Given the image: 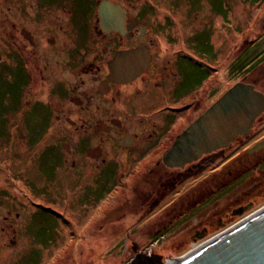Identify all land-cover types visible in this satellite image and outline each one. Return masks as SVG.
<instances>
[{
  "label": "flooded vegetation",
  "instance_id": "flooded-vegetation-1",
  "mask_svg": "<svg viewBox=\"0 0 264 264\" xmlns=\"http://www.w3.org/2000/svg\"><path fill=\"white\" fill-rule=\"evenodd\" d=\"M12 1L17 5L21 0H0V132L8 136L5 142L0 140V149H15L17 142L13 136L36 146L37 140L33 137L43 130L38 140L43 142L46 138L44 150H56V166L63 169L70 166L74 171L72 177L82 182L85 190L98 193L104 176L111 179L112 174L117 173L118 161L134 162V154H138L142 143L161 136L157 117L165 110L157 111L155 119L146 120L144 116L149 112L142 111L138 102L147 97H160L162 103L188 101V93L196 89L188 90V72L180 71L183 63L189 61L195 65L188 57V41L215 36L214 20L223 15L225 9L229 12V0L224 4L222 0H196L197 17L204 28L194 30L189 40L188 31L184 30L188 24L184 19L171 17L169 9L164 10L162 4L166 0H29L28 6L24 3L22 7L30 13L32 29L18 28L16 21L9 23L12 25L9 29L6 20L14 19L10 16L14 8L4 7V3ZM254 45L253 42L249 46ZM192 47V51L203 58V70L209 75L218 71L214 63H210L202 42ZM254 49L255 53L246 57L243 70L241 54L246 51L237 55L230 65L233 75L260 67L264 53ZM218 50L213 43L211 51L217 52V60L221 55ZM261 56L263 59L259 60ZM200 76L202 71L198 78ZM250 83L264 94V90L257 88L258 79ZM27 95L30 99H26ZM25 103L27 108L22 107ZM172 113L173 109L168 110L169 118ZM28 119H32V123ZM262 121L264 112L246 136H238L228 147L203 155L190 168L187 164L179 180L216 164L219 157L234 146V154L239 149L244 152L228 162L236 164L235 170L240 169L229 173L227 180L231 175L236 179L246 174L248 167H262L264 146L257 147L264 141V135L255 134ZM138 122L144 125L140 131ZM44 172L51 178L57 175L56 169L53 174L49 168ZM259 173L256 179L264 174ZM177 179L172 177V183H177ZM258 180L233 201L236 205L225 215L229 217L226 221L244 215L264 201V176ZM227 183L225 179L219 190ZM262 208L264 205L259 210ZM223 220L217 221L219 226L226 223ZM2 250L0 247V254ZM166 251L165 254L172 253L170 249ZM155 254L165 262L163 252ZM16 260L7 264H19Z\"/></svg>",
  "mask_w": 264,
  "mask_h": 264
},
{
  "label": "rangeland",
  "instance_id": "rangeland-1",
  "mask_svg": "<svg viewBox=\"0 0 264 264\" xmlns=\"http://www.w3.org/2000/svg\"><path fill=\"white\" fill-rule=\"evenodd\" d=\"M225 2L222 0L223 4ZM24 3L27 7L29 0H21L17 5L13 1L4 3V7L14 8L10 14L14 19L6 20L9 29H12L9 23L15 21L18 28L32 29L30 13L22 7ZM195 4L196 0H166L162 4L164 10H170L171 17L186 21L188 27L184 30L188 31L189 40L194 30L204 28ZM228 6L229 12L225 9L224 14L214 20L215 36L188 41V57L195 65L188 61L180 66L181 72H188V90L196 88L188 93V101L162 103L160 97H147L138 102L142 111L149 112L144 116L146 120L155 119L157 111L165 110L164 115L157 117L161 136L142 143L138 154H134V162L118 161L117 173L112 174L111 179L104 176L99 193L85 190L84 184L72 177L74 171L70 166L66 169L56 166V150H44L46 138L43 142L38 140L43 130L33 137L37 140L36 146L13 136L17 142L15 149H0V247L3 248L0 264L16 258L19 264H129L139 253L165 254L166 249H170L172 253L165 254L164 263H167L186 256L196 246L226 232L249 216L246 214L257 212L264 205L263 201L244 215L229 222L225 220L229 218L225 215L236 205L233 201L264 176L256 179L259 172L264 173L263 165L257 169L248 167L246 174L236 179L231 175L227 180L229 173L240 169L235 170L234 163L228 164L244 152L239 149L234 154L235 146L220 156L216 164L189 175L188 179L179 180L187 166L170 168L163 161L183 131L236 83L251 84L253 79H258L257 88L264 90V61L258 63L257 70L241 71L238 76L230 72L237 55L253 42L255 45L246 56L253 55L254 48L264 53V0H229ZM200 42L217 72L209 75L203 70V58L192 51V45ZM213 43L221 54L218 60L217 52L211 51ZM201 71L202 76L198 78ZM26 99H30V95ZM22 107L28 106L25 103ZM172 109L174 113L169 118L167 113ZM43 112L47 116V112ZM28 121L32 123V119ZM137 124L140 131L144 125ZM40 126L38 124L39 129ZM255 134L264 135V121L257 125ZM7 137L6 132H0L2 142ZM46 168L51 174L56 169L55 178L54 174L52 179L44 172ZM172 177L178 178L177 183H172ZM225 179L228 183L219 190ZM222 218L226 223L219 226L217 221ZM92 243L103 247L94 250Z\"/></svg>",
  "mask_w": 264,
  "mask_h": 264
},
{
  "label": "water",
  "instance_id": "water-1",
  "mask_svg": "<svg viewBox=\"0 0 264 264\" xmlns=\"http://www.w3.org/2000/svg\"><path fill=\"white\" fill-rule=\"evenodd\" d=\"M264 112V94L238 82L178 137L163 161L183 168L203 155L246 136ZM264 146L261 142L257 149ZM129 264H163L158 254H138ZM179 264H264V215L247 222L220 241Z\"/></svg>",
  "mask_w": 264,
  "mask_h": 264
},
{
  "label": "bare ground",
  "instance_id": "bare-ground-1",
  "mask_svg": "<svg viewBox=\"0 0 264 264\" xmlns=\"http://www.w3.org/2000/svg\"><path fill=\"white\" fill-rule=\"evenodd\" d=\"M260 215H264V208H262L261 210H259L258 212H254L253 214L249 215V216H245L243 221L236 224L235 226L231 227L229 230H227L226 232L224 233H221L219 236H216L215 238H213L212 240L210 241H207L206 243L202 244L201 246H196L195 249L193 251H191L190 253H188L186 256L182 257V258H179V259H172L170 260L169 262L167 263H163V264H179L181 263L182 261L190 258L191 256H193L194 254L202 251L203 249H205L206 247L216 243L217 241H220L221 239H223L224 237L228 236L231 232H233L234 230H236L238 227L246 224L247 222L257 218L258 216ZM92 245V248H94V250L97 248V250L99 248H102L103 246H95L93 245V243L91 244Z\"/></svg>",
  "mask_w": 264,
  "mask_h": 264
},
{
  "label": "trees",
  "instance_id": "trees-1",
  "mask_svg": "<svg viewBox=\"0 0 264 264\" xmlns=\"http://www.w3.org/2000/svg\"><path fill=\"white\" fill-rule=\"evenodd\" d=\"M251 48V47H250ZM250 48H248L247 50H246V52H244V53H242L241 54V65H240V68H241V70H243L244 68H245V66H244V61H245V59H246V54H247V52H249V50H250ZM244 55V56H243Z\"/></svg>",
  "mask_w": 264,
  "mask_h": 264
}]
</instances>
